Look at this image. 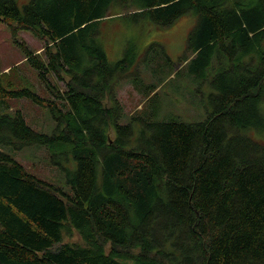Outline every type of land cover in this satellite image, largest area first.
Masks as SVG:
<instances>
[{"label": "trees", "instance_id": "trees-1", "mask_svg": "<svg viewBox=\"0 0 264 264\" xmlns=\"http://www.w3.org/2000/svg\"><path fill=\"white\" fill-rule=\"evenodd\" d=\"M183 15L195 22L173 73L207 82L213 111L159 121L142 105L124 122L137 42L111 62L106 29ZM0 20L43 41L42 54L21 45L48 93L0 72V146L46 147L71 189L0 149V264H264V143L245 133L264 126V0H0ZM21 97L50 110V134L11 107Z\"/></svg>", "mask_w": 264, "mask_h": 264}, {"label": "rangeland", "instance_id": "rangeland-1", "mask_svg": "<svg viewBox=\"0 0 264 264\" xmlns=\"http://www.w3.org/2000/svg\"><path fill=\"white\" fill-rule=\"evenodd\" d=\"M18 1L20 5H23L29 0ZM113 12L125 17L131 13V10L115 7ZM122 21L116 20L107 28L108 30L106 29L104 40L107 56L111 62L122 57L123 42L124 50L128 39L131 38L137 42V55L130 71L133 74L132 78L135 76L139 89L134 90L126 80L118 88V98L125 114L124 122L126 116L142 105L146 107V114L152 115V120L175 119L189 123L205 120L214 108L211 101L213 96H210L214 92L212 87L207 82L199 83L191 80L184 73L182 75L173 73L178 68L181 70L184 65L176 64L185 50L187 35L195 22V16L183 15L172 25L161 29L153 25L145 27L142 24L126 25V21L124 20V24L121 23ZM22 42L31 52L42 54V40L26 29L13 33L10 26L0 20V72H6L12 68L9 74L13 80H20L22 87L26 86L37 91L43 97L48 96L38 71L25 58ZM152 42L157 45L146 49ZM62 76L67 79L65 75L62 74ZM47 79L50 85L57 86L60 90L64 89L63 80L51 75ZM152 84L154 87L151 90ZM11 107L19 109L27 124L35 131L46 134L52 132L54 120L47 107L36 105L22 97L12 99ZM260 107L264 115V101L260 103ZM245 133L264 143V126L260 129L248 128ZM0 149L22 163L29 173L63 192H71L64 171L57 163L62 161L57 157L51 158L46 147L0 146ZM66 164L72 168V164ZM64 241L80 242V238L72 232L71 236L64 235Z\"/></svg>", "mask_w": 264, "mask_h": 264}]
</instances>
